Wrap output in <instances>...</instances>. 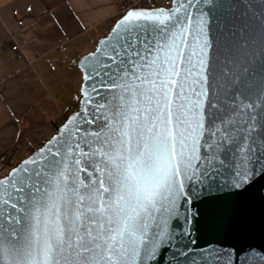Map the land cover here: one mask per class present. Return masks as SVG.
<instances>
[{"label":"snow or ice","instance_id":"1","mask_svg":"<svg viewBox=\"0 0 264 264\" xmlns=\"http://www.w3.org/2000/svg\"><path fill=\"white\" fill-rule=\"evenodd\" d=\"M250 7L169 0L117 18L78 64V108L0 177V264L264 262L254 248L195 254L183 226L197 200L264 179ZM233 219L229 206L221 226Z\"/></svg>","mask_w":264,"mask_h":264},{"label":"crops","instance_id":"2","mask_svg":"<svg viewBox=\"0 0 264 264\" xmlns=\"http://www.w3.org/2000/svg\"><path fill=\"white\" fill-rule=\"evenodd\" d=\"M132 1L64 0L47 12L41 0H0V174L3 158L14 164L63 121L80 85L76 62Z\"/></svg>","mask_w":264,"mask_h":264},{"label":"water","instance_id":"3","mask_svg":"<svg viewBox=\"0 0 264 264\" xmlns=\"http://www.w3.org/2000/svg\"><path fill=\"white\" fill-rule=\"evenodd\" d=\"M262 13H264V5H261L260 0H252V7L249 8V16L254 27L250 33L251 47L249 49V55H254L257 63L260 62L261 53L264 52V34L261 33L259 27V18ZM86 54L80 56L75 64L79 71L78 64ZM229 206L234 213V219L230 229L221 226V218L224 210ZM193 212L195 213V217L192 219L190 225H183L182 220L181 225L189 228L191 236L197 241V245L193 247L195 254L207 252L210 248L219 250L221 246L224 248L234 246L238 250L254 248L264 253V179L257 177L248 191L242 195L213 193L207 202L197 200ZM165 257L166 259L162 264H166V260L171 259V253H165Z\"/></svg>","mask_w":264,"mask_h":264},{"label":"trees","instance_id":"4","mask_svg":"<svg viewBox=\"0 0 264 264\" xmlns=\"http://www.w3.org/2000/svg\"><path fill=\"white\" fill-rule=\"evenodd\" d=\"M41 1H42L43 5H44V7H45V10L48 12V11H50L52 8H54L55 6H57L58 4L62 3L64 0H41ZM125 10H126V7H125V6H124L123 8H121L118 17H119V16H120ZM114 21H115V20H113V21H111L110 23H108V30L110 29V26H111V24H112ZM93 50H94V48H93ZM77 107H78V106H77L76 101H75V102L73 103V106L67 109V110H69V111H68V112H65V115H64L63 120H65V119L67 118V116H68V115H69L74 109H77ZM61 124H62V122H60V123L57 125V127H58L59 125H61ZM57 127H56V129H57ZM33 150H35V148L32 149L31 152H32ZM13 151H14V149H13ZM20 161H21V159H19L18 161H16L14 164H9V163H8V160H7L6 158H3V159L1 160V168H5L6 166H8V169H6V171H5L4 173L0 174V177H2L3 175L6 174V172L9 170L10 166L16 165V164H18Z\"/></svg>","mask_w":264,"mask_h":264},{"label":"built area","instance_id":"5","mask_svg":"<svg viewBox=\"0 0 264 264\" xmlns=\"http://www.w3.org/2000/svg\"><path fill=\"white\" fill-rule=\"evenodd\" d=\"M141 3H150V4H155L156 6H169V0H134L132 2H128L126 3L125 7L126 9L129 8L130 6L136 5L139 6ZM17 45H12L11 49L13 51H18L17 49ZM21 147L20 143H17L15 145V148L18 150ZM35 146H27L25 148H23L22 150V155L23 158L28 157L31 154V150L34 149ZM36 149V148H35Z\"/></svg>","mask_w":264,"mask_h":264},{"label":"rangeland","instance_id":"6","mask_svg":"<svg viewBox=\"0 0 264 264\" xmlns=\"http://www.w3.org/2000/svg\"><path fill=\"white\" fill-rule=\"evenodd\" d=\"M67 109H68V108H67V107H65V108L63 109L64 111H63V110H62V111H63V112H68L69 110H67ZM63 121H64V120H63ZM63 121H62V122H63ZM39 144H40V143H38V146H39ZM28 146H33V145H28ZM38 146H37V147H35V148L37 149V148H38ZM26 147H27V146H26ZM13 149H16V148H13ZM19 159H21V160H22V159H23V157H22V158H20V157H19Z\"/></svg>","mask_w":264,"mask_h":264}]
</instances>
